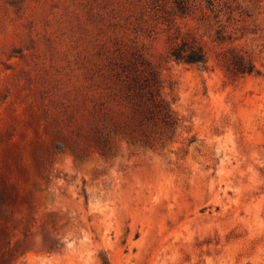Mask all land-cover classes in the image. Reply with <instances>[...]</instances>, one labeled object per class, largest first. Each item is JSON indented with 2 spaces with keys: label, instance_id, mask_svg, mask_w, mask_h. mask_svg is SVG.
Here are the masks:
<instances>
[{
  "label": "rangeland",
  "instance_id": "obj_1",
  "mask_svg": "<svg viewBox=\"0 0 264 264\" xmlns=\"http://www.w3.org/2000/svg\"><path fill=\"white\" fill-rule=\"evenodd\" d=\"M175 28L207 70L167 57ZM0 264H264V0H0Z\"/></svg>",
  "mask_w": 264,
  "mask_h": 264
},
{
  "label": "trees",
  "instance_id": "obj_2",
  "mask_svg": "<svg viewBox=\"0 0 264 264\" xmlns=\"http://www.w3.org/2000/svg\"><path fill=\"white\" fill-rule=\"evenodd\" d=\"M173 34L167 57L178 64L207 70L208 59L203 46L192 36L182 35L177 28L174 29ZM137 58L133 57L134 60ZM224 68L232 80L256 73L253 62L238 53H231L224 59ZM114 76L123 83L128 97L136 100L135 105L141 109L139 114L142 122L160 121L169 131L172 130L175 126V121L172 120L173 113L170 106L160 96L157 82L152 73H149V76L153 79H142L136 61H130L128 64L118 65Z\"/></svg>",
  "mask_w": 264,
  "mask_h": 264
}]
</instances>
